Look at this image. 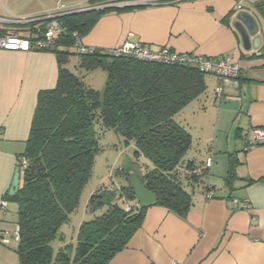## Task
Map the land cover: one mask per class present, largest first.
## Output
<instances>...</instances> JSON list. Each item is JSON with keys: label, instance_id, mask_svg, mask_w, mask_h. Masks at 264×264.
I'll return each mask as SVG.
<instances>
[{"label": "trees", "instance_id": "1", "mask_svg": "<svg viewBox=\"0 0 264 264\" xmlns=\"http://www.w3.org/2000/svg\"><path fill=\"white\" fill-rule=\"evenodd\" d=\"M107 2L112 1H89ZM110 9L60 17L62 31L56 43L42 49L57 58V82L38 92L26 148L19 156L22 181L14 195L2 196L18 205L16 252L20 264H109L141 228L149 206L141 208L138 204L129 184L131 169L120 168L116 174L122 175L124 182L118 185L112 181L91 194L88 218L79 224L75 240L68 239L72 215L101 152L99 138L103 132L113 130L127 143H134L135 158L153 164L143 174L136 172L157 195L153 205L181 216L194 204L190 187L203 182L210 169L207 162L202 168L192 158L187 159L193 138L175 115L205 92L206 75L215 74L189 63L116 55L114 48L79 44L75 34L82 41ZM45 23L13 24L1 28L0 33H19L32 39ZM22 30L29 31L30 36L22 35ZM98 68L106 72L102 90L91 87L85 79ZM231 172L234 165L225 178L233 191L236 176ZM204 192L214 195L210 187Z\"/></svg>", "mask_w": 264, "mask_h": 264}, {"label": "crops", "instance_id": "2", "mask_svg": "<svg viewBox=\"0 0 264 264\" xmlns=\"http://www.w3.org/2000/svg\"><path fill=\"white\" fill-rule=\"evenodd\" d=\"M89 1L14 0L21 5L4 4L5 15L0 18L33 17L60 4L74 7ZM237 1L183 0L111 7L82 38L87 47L112 49L132 40L152 50L169 48L211 58L231 56L240 65V86H227L223 97H216L222 105L214 126L217 129L228 115L237 116L238 147L241 139L244 142L242 150L229 159L236 176L234 190L230 191L224 179L213 189V196L205 192L194 195L193 207L185 216L164 206H149L128 247L109 264H264V144H251L249 136L252 127L264 128V1L245 8L257 17L262 37L260 47L250 51L244 49L232 25ZM13 24L1 21L0 29ZM214 76L216 89L220 79ZM57 78L53 52L0 49V197L9 193L20 169L19 156L26 148L38 92L54 87ZM208 159H212L213 169L214 158L209 156L206 162ZM224 161L220 158L218 171L223 170ZM22 176L20 170V183ZM235 200L249 207L243 208ZM7 253L0 241V264H10Z\"/></svg>", "mask_w": 264, "mask_h": 264}, {"label": "rangeland", "instance_id": "3", "mask_svg": "<svg viewBox=\"0 0 264 264\" xmlns=\"http://www.w3.org/2000/svg\"><path fill=\"white\" fill-rule=\"evenodd\" d=\"M9 3L15 6L21 5L20 2H14V0H0V15H5L3 5H8ZM13 17L16 19L25 18L18 16ZM19 26L22 25L20 24ZM27 28V26L23 27V29ZM22 35L30 36V33L29 31L22 30ZM69 67L75 71L73 64ZM85 77L87 84L91 87L97 90H102L104 88L106 72L102 68L91 71ZM215 84L216 77L212 74H207V87L205 92L175 115V120L184 125L190 131L193 138L192 147L186 156L187 159L192 158L199 167H202L203 162H206L209 156L214 158V168L210 169L203 177V182L195 184L194 187H190L191 192L194 191V195L197 196L202 195L207 187L215 189L220 186L219 184H221L222 181L224 182V179L230 173V156L242 150L244 142V140L241 139L242 142L238 147L236 139L240 138L235 137V130L238 128L236 115L235 118H232L230 115L226 116V118L224 117L219 127L217 129L214 127L216 126L218 117V108L222 105H220L216 98ZM229 102L233 104L232 100H229ZM226 104L228 105L229 103L226 102ZM230 125L233 128L232 131H230ZM99 146L101 152L96 156L93 175L83 190L79 207L73 213L72 223L68 226L70 227L68 233L69 240H75L79 224L89 216L87 205L91 194L99 187L111 184L112 181L118 185L124 182L123 176L116 174L118 169L126 168L143 174L142 172L153 168V164L149 160L145 158L137 160L134 156V143H127L113 130H107L100 135ZM220 158L225 159L222 171H218L216 167L221 163ZM230 160H232V158ZM219 169H221V165ZM17 210V203L8 201L7 209L5 211H0V215H4L0 218V240L2 242L1 245L8 252V262H10V264H20L19 256L16 252L17 238L15 236L18 220ZM58 242L59 240L57 239L55 242L56 246H58Z\"/></svg>", "mask_w": 264, "mask_h": 264}, {"label": "built area", "instance_id": "4", "mask_svg": "<svg viewBox=\"0 0 264 264\" xmlns=\"http://www.w3.org/2000/svg\"><path fill=\"white\" fill-rule=\"evenodd\" d=\"M183 0H120L107 3H88L86 5H79L70 7L66 4H60L57 8L47 10L45 13L33 17H26L23 19L12 18L10 20H4L0 18V22H13L15 24H26L31 22H42L45 21V26L37 29L35 38L21 36L19 33H0V49L12 50V51H31V50H42L51 48L55 43L59 35L61 34V23L59 18L72 14L75 12H82L86 10L104 9L111 5L118 6H130V5H159L166 3H174ZM261 0H238L236 3V10H245L246 6H253ZM118 5V6H117ZM77 42L81 44V39L77 37ZM84 48L81 49L83 51ZM116 55H134L141 58L162 61L165 63L181 62L189 63L200 67L203 71L213 73L220 78V81L215 89L216 97L222 98L227 86L239 87L240 77V65L233 57H221L211 58L203 55L183 54L178 53L169 48H162L160 50H152L140 42L127 40L122 45L113 49ZM1 135V129H0ZM250 143L259 144L264 142V128L252 127L250 129ZM25 161L23 160L22 163ZM212 159H208L207 165L210 166ZM239 204L243 208H248L249 205L245 202H239L235 200V204ZM8 206V201L5 198L0 197V211H5ZM128 209H130L128 207ZM18 239V233H15ZM172 264H179L174 261Z\"/></svg>", "mask_w": 264, "mask_h": 264}, {"label": "water", "instance_id": "5", "mask_svg": "<svg viewBox=\"0 0 264 264\" xmlns=\"http://www.w3.org/2000/svg\"><path fill=\"white\" fill-rule=\"evenodd\" d=\"M111 7H116V5H111L108 8ZM232 25L238 32L245 50L250 51L253 48L258 49L260 47L262 41V37L259 34L260 24L254 14L250 13L247 10L238 11L235 14V18L232 22ZM259 144H264V142ZM129 184L130 187L133 189L138 204L141 208L153 205L157 202V195L143 184L140 176L135 171L130 172ZM19 185L20 169H17L15 172L12 186L9 190L10 195H14L17 192Z\"/></svg>", "mask_w": 264, "mask_h": 264}, {"label": "clouds", "instance_id": "6", "mask_svg": "<svg viewBox=\"0 0 264 264\" xmlns=\"http://www.w3.org/2000/svg\"><path fill=\"white\" fill-rule=\"evenodd\" d=\"M131 6H135V5H131ZM138 6V5H137Z\"/></svg>", "mask_w": 264, "mask_h": 264}, {"label": "flooded vegetation", "instance_id": "7", "mask_svg": "<svg viewBox=\"0 0 264 264\" xmlns=\"http://www.w3.org/2000/svg\"><path fill=\"white\" fill-rule=\"evenodd\" d=\"M113 2V1H112ZM115 2V1H114ZM95 4H97V3H95Z\"/></svg>", "mask_w": 264, "mask_h": 264}]
</instances>
